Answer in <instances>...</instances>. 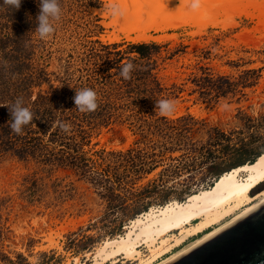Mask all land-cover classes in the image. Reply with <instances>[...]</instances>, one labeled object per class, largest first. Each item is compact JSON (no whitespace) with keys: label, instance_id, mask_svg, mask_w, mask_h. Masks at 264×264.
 Listing matches in <instances>:
<instances>
[{"label":"rangeland","instance_id":"374dc122","mask_svg":"<svg viewBox=\"0 0 264 264\" xmlns=\"http://www.w3.org/2000/svg\"><path fill=\"white\" fill-rule=\"evenodd\" d=\"M22 1L35 7L34 0ZM150 1L153 10L159 9L156 4L165 8L163 16L149 18L147 14L143 21L149 25L153 19L167 26L163 31L154 28L146 31L149 37L146 42L160 44L159 52L152 57L156 62L153 72L164 98L176 106L172 114L164 116L175 119L191 115L197 120L204 119L207 125L189 119L180 123V126L187 124L186 129L190 130L189 145L166 151L162 157L158 155L157 162L146 164L144 170L131 165L123 154L130 148L144 152V141L162 139L161 133L150 131L132 116L129 108L113 109L115 114L120 111L124 114L89 131L83 145H77L78 154L83 152L85 159H79L73 151L68 165H52L43 161L41 154L20 157L11 146L6 148L3 139L0 264H71L73 257L89 264L86 257H92L105 238L123 234L125 225L139 213L170 200H184L190 194L185 190L187 187L192 192L207 186L208 181L214 180L207 171L212 169V156L222 151L216 145L204 143L208 126L219 128L233 139L251 138L249 150L264 149V126L246 128L239 113L264 117V0ZM58 2L61 15L53 22L52 35L46 39L39 37L35 29L40 9L36 12L28 9L20 23L24 28L16 33L18 41L6 47L0 44V105L11 106L20 99L28 107L29 99L38 93H50L53 88L58 92L63 87L80 90L76 85L87 83L88 78L98 74L97 66L102 61L94 53L106 52L100 44L117 43V49L124 50L128 43L139 42L131 39L134 33L128 38L117 27L105 25L110 18L100 13L112 8L107 0ZM114 34L117 39L113 40ZM109 49L114 51L112 47ZM113 56L109 54L110 58ZM201 68L227 75L233 81L246 70L254 71L243 77L249 84L238 86L243 94L237 92L209 101L200 96L192 82L194 75L201 74ZM155 111L161 115L158 108ZM142 135L144 140L140 139ZM188 148L206 155L211 151L209 154L213 155L208 159L200 156L191 159L185 154ZM223 152L226 158L220 166L228 169L231 168L228 163L244 150ZM135 163L138 165V161ZM263 187L264 183L252 193ZM217 226L188 237L156 260L187 248ZM140 249L149 254L146 247Z\"/></svg>","mask_w":264,"mask_h":264},{"label":"trees","instance_id":"16d2710c","mask_svg":"<svg viewBox=\"0 0 264 264\" xmlns=\"http://www.w3.org/2000/svg\"><path fill=\"white\" fill-rule=\"evenodd\" d=\"M34 2L35 7L31 4L28 6L21 0L19 9H13L4 5L3 0H0V13L4 17V22L0 23V44L2 43L6 47V45L15 44L18 41L16 33L24 28L20 23H23L27 16V10L36 12L40 9L39 0H34L32 4ZM100 45L106 52L104 54L94 53L102 61L97 66L98 74L88 78L87 83L76 85L78 89L90 88L97 93L98 107L95 111L81 113L75 108L73 98L78 91L75 87L70 90L63 87L59 90L60 92L53 88L50 93H38L34 99H29V102L26 103L29 105L28 107L23 105L32 112L33 120L23 128L20 135L11 130L10 113L5 107L8 105L0 109V143L5 139L3 144H7L6 148L11 146L20 157L41 154L43 161L52 165H68L69 162H72L71 153L73 151L79 153L77 152V145H83L85 136H88L89 131L101 122L115 120L116 117H121L124 114L122 111L115 114L113 109L129 108L132 116L140 120L150 131H159L162 138L144 141L146 147V150L142 148L144 152L133 148L128 149L123 155H126L127 161L131 165L139 166L144 170L146 164L151 165L153 162L154 164L157 162L155 158L158 155L162 157L166 151L189 145L187 132L190 130L186 129L187 124L180 126V123L186 119L204 126L207 123L204 119L197 120L191 115L169 119L155 111L156 101L165 99L162 87L153 72L156 62L152 57L159 52L160 44L155 41L132 42L128 43L124 50L117 49L119 46L117 43ZM111 47L114 51H110L109 48ZM109 54H113V58H110ZM129 62L134 66L130 73L131 78L124 79L120 75V71ZM253 71L254 69L246 70L237 81H233L227 75L213 74L207 68H201V74L194 75L192 82L197 87L201 97L209 101H217L220 97H226L229 94L235 95L237 92L241 93V89H238L239 84H242L240 85L242 87L249 84L243 80V77ZM239 113L243 117V125L246 128H262L264 126V123L261 122L264 117L253 118L246 113ZM61 124L66 125L68 130H62ZM206 132L207 139L204 143L209 146L216 145L219 150H222L216 155L211 154L213 155L212 169H207V171L210 177L214 179L233 167L246 162H253L261 152H264V149L261 152L247 149L252 141L251 138L233 139L230 134L212 126H208ZM140 139L144 140L145 135H142ZM87 141L88 139H86ZM187 150L185 154L191 159H195L197 156L208 159L211 156L209 154L211 151H208L206 155V153H201L202 151L194 148ZM223 150H229L231 153L240 150H244V152L228 163L231 168L225 169V166H220V163L226 158ZM119 153L121 154V152ZM77 157L79 159L84 158V153L78 154ZM174 159L178 160V158ZM137 161L138 165L135 163ZM208 183L207 186L203 185V187L213 184L209 181ZM185 190L191 193L190 187Z\"/></svg>","mask_w":264,"mask_h":264},{"label":"bare ground","instance_id":"6f19581e","mask_svg":"<svg viewBox=\"0 0 264 264\" xmlns=\"http://www.w3.org/2000/svg\"><path fill=\"white\" fill-rule=\"evenodd\" d=\"M107 1L109 6L115 7L113 9H116V13L113 14L112 8L108 12L100 13L103 17L110 18L105 25L117 27L115 29L128 38L134 33L135 36L131 37L134 41L148 40L146 31L149 28L162 31L167 28L153 19H149L152 21L149 25L143 22L147 17L163 16V5L155 3V7L160 6L155 9L159 11L155 14L157 12L153 10L154 4H150V0ZM147 14L149 16L146 17ZM114 39H117V34H114ZM263 183L264 152H261L253 162H246L223 172L213 180L212 185L191 192L184 200H170L162 206H152L139 213L125 225L123 234L105 238L96 247L92 257H86V261L89 264H167L263 204L264 187L252 193ZM228 217L230 218L223 222ZM213 225L218 226L204 232L202 237L187 248L161 261L156 260L163 253L182 244L188 237ZM169 235H172L173 242ZM141 246L146 247L149 254H144ZM72 260L71 264H86L79 257H73Z\"/></svg>","mask_w":264,"mask_h":264},{"label":"water","instance_id":"95a60500","mask_svg":"<svg viewBox=\"0 0 264 264\" xmlns=\"http://www.w3.org/2000/svg\"><path fill=\"white\" fill-rule=\"evenodd\" d=\"M167 264H264V203Z\"/></svg>","mask_w":264,"mask_h":264},{"label":"clouds","instance_id":"9594fccd","mask_svg":"<svg viewBox=\"0 0 264 264\" xmlns=\"http://www.w3.org/2000/svg\"><path fill=\"white\" fill-rule=\"evenodd\" d=\"M3 4L13 9H19L21 0H3ZM39 15L37 16L36 32L41 39H46L52 35L55 31L53 22L58 21L61 15V8L58 0H39ZM113 14L116 13V9H112ZM133 64L131 62L125 64L120 71V75L124 79H130V73L133 70ZM75 108L81 113L93 112L97 109V93L90 88H83L76 91L74 96ZM4 106V105H0ZM8 108L11 117V130L20 135L23 128L30 124L33 120V114L29 108L23 106V101L17 99V101ZM175 103L171 100H159L156 101V108L159 109L161 115H170L175 111ZM62 130L67 131L66 125L61 124Z\"/></svg>","mask_w":264,"mask_h":264}]
</instances>
